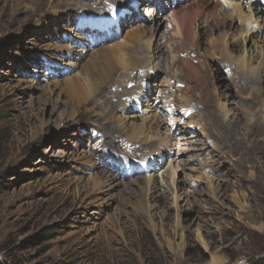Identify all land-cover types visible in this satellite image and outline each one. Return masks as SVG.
Masks as SVG:
<instances>
[{
  "label": "rangeland",
  "instance_id": "374dc122",
  "mask_svg": "<svg viewBox=\"0 0 264 264\" xmlns=\"http://www.w3.org/2000/svg\"><path fill=\"white\" fill-rule=\"evenodd\" d=\"M86 1L62 0L66 15L62 12L60 19L50 0H0V259L6 264H212L217 258L220 264H258L264 258V100L255 90L249 99L247 91L227 93L229 112L252 114L249 138L256 139L257 147L226 144L214 132H219L222 120L212 115L215 107L203 91V83L210 81L205 65L192 60L198 74L185 68L184 79L170 68V53L178 50V59L186 60L190 45L171 36L167 44L163 37L154 47L164 51V58L144 51L147 57L142 61L136 54V45H141L135 44L128 56L134 65L127 89L149 83L151 103L158 102L157 113L170 133V141L156 144L171 148L162 159L154 150L133 154L130 150L141 143L100 122L98 100L85 103L79 116L72 114L66 87L79 72L75 50L82 46L93 52L122 42L139 21L127 23L126 18L122 25L120 21L119 33L109 35L89 25L76 39L78 16L66 22L74 10L84 18L90 12L104 13L97 6L86 8ZM145 1L136 12L142 24L156 26L155 18H148ZM171 1L174 4L166 2L161 12L156 9L164 21L160 32L166 34L173 29L170 7L178 0ZM236 4L220 6L232 10ZM202 29H208L206 23ZM97 37L106 44L93 47ZM249 50L256 53L252 46ZM218 74L229 78L225 67ZM248 78L244 84L250 85ZM194 86L203 91V105ZM124 88L109 90L118 93ZM99 99L109 102L107 107L117 106L114 93H103ZM143 110L126 101L115 112L149 115ZM126 160L128 165L135 161L129 170ZM145 160H150L148 167ZM102 172L120 182L121 189L110 192L105 178L94 188V178H102ZM150 176L158 187L150 194L154 197H149L147 213L140 208L141 195L133 180Z\"/></svg>",
  "mask_w": 264,
  "mask_h": 264
},
{
  "label": "bare ground",
  "instance_id": "6f19581e",
  "mask_svg": "<svg viewBox=\"0 0 264 264\" xmlns=\"http://www.w3.org/2000/svg\"><path fill=\"white\" fill-rule=\"evenodd\" d=\"M215 1L185 0L184 2V0H178L175 8L170 7L171 18L169 21L172 23L173 29L167 34L165 32H160L159 24L162 26L164 21L156 16V9L161 12L164 8H167L166 2H168V4H174L171 0H146L143 2L149 20L155 18L156 26L155 24L145 25L141 23L142 20H140V15L138 16V12L136 11H138V5H140L142 0H87L86 3L83 4L86 8H88V6H97L98 12L103 10L104 13H97V11L90 12V15H86L85 18L84 13L80 10H74L70 15L71 20L67 19L66 22H72L76 15L78 16L80 21L75 24V32L73 31V36L76 39H81L79 36L80 34L77 32L86 31L90 26H95L97 29L102 30L104 35H109L111 32L108 30V27L110 25H115L119 33L121 28L120 20L123 18V12L130 13L133 11V15L128 16L125 22L129 23L134 20L136 21L138 18L140 22L138 21L137 25H134L133 30H128L126 32V36L123 38L122 42L94 48L92 49L93 52L90 51L89 47L83 48L82 46H80V50H75L73 59L76 60L75 66L79 69V72L78 75L74 76L73 79L69 81L66 87L69 98L73 102L72 114L79 116V111L85 103L90 104L91 101L98 100L97 106L101 108L100 113L96 116L98 120L108 126H114V128L125 135V139L129 138L130 141L141 143L139 147L135 146L130 150L132 153L138 154L147 150H154L162 159L164 152L171 147H166L163 143H156L159 141H170L169 129L166 128L167 122L157 113L156 108L158 102L154 101L151 103L152 99L149 97V83L139 87L138 90H136V88H132L131 90L127 89L128 82H131V76L128 77V75H130L129 70L134 65V62H131L128 56H130L135 44H140L141 46L136 45V54L142 56V61L146 60L145 58L147 57L144 51H146L147 54L152 53L154 58L158 57L161 60L164 58L165 54L159 46L154 47L156 41L164 37L165 43L169 44L171 41L170 36L171 38L177 37L178 40H184L186 44L190 46L185 48L186 60L180 61L178 59V50L170 53L172 57L170 68H175L179 78L182 77V79H184L185 76L187 77L184 72L185 68L194 76L198 74L197 67L191 63L192 60L197 62L200 60V62L202 61V64L205 65L210 81L208 84L203 83V91L207 92L209 105L215 107V111L211 114L216 119L221 118L222 120V124L219 123L220 125L217 126L219 132H214L222 139L226 140V144L228 142L235 146L250 143L252 147H257L256 139L249 138L252 132L250 131V126L255 121H253L252 114L240 109L229 112V109L227 110L225 105L227 102H224V100L225 97H227V93H230L232 90L238 92V94H241L243 91H247L246 93L249 92L247 97L244 95L248 99L252 97V90H255V93L257 92L264 100V14L262 11V9L264 10V0H261V4L257 2L253 4L262 9L249 6L247 11H245L244 5H241V3H233L236 4L235 8L232 10H225L222 6L230 8V5H233L232 2L224 5L218 0ZM106 2H108L109 5H106ZM97 3L98 5H96ZM219 3L222 6H220ZM61 4L62 0H50V8L53 9V11H57V15L60 16V19H62L64 14L66 15L64 6L61 7ZM109 6L112 7V9L110 8L111 11H106V8ZM92 10H94V8ZM62 12H64V14H62ZM114 13L119 15L114 16ZM146 17L147 15L145 18ZM64 19H66V16H64ZM241 21L242 24H240ZM203 23L207 24L208 29L206 31L202 29ZM249 46L254 47L256 53L251 52ZM240 49L241 51H239ZM81 51L84 56H82ZM88 52H91L90 55H87L89 54ZM174 54L176 55L175 58L173 57ZM220 67H225L226 71L229 73V78L218 76ZM151 73L152 72L147 70V77H150V75H152ZM122 77H127L128 81L122 83L120 79ZM151 77L154 78V76ZM246 77H249L248 79L251 81L250 85L244 84V79ZM118 83H122V85ZM114 86L121 88L126 86V88L116 93L109 90ZM193 90H200V103L203 105V91H201V87L194 86ZM106 92L115 94L116 100L118 101L116 104L117 106L111 103V105L107 107L109 102L99 99L100 95ZM126 101L130 103V105L143 106V112L149 113V115L139 116L127 115V113H124V116H122L117 114L115 109L119 108L120 105ZM111 117L114 119L111 120ZM239 120H241V123ZM162 129L166 131L162 133L160 131ZM205 131L206 129L204 127L201 132ZM151 138L152 140H150ZM229 138L233 141L229 140ZM151 143H155V146L153 147L150 145ZM182 149L184 150L185 148L183 147ZM170 153H172V151H170ZM91 156L90 154V157ZM241 165L244 167L243 164ZM172 173L174 176V168L172 169ZM172 173L170 175H172ZM100 175H103L102 178L99 175L94 178V188L100 187L101 179L104 178L105 184H108L110 187V192L114 191L116 188L121 189L123 186L106 172H102ZM187 177L192 176L189 175ZM133 183L138 186L140 191V208L142 211L148 213L150 209L149 197H152L150 194L158 187H156L158 183L154 182L152 176L133 180ZM212 264L220 263L217 258H214Z\"/></svg>",
  "mask_w": 264,
  "mask_h": 264
},
{
  "label": "trees",
  "instance_id": "16d2710c",
  "mask_svg": "<svg viewBox=\"0 0 264 264\" xmlns=\"http://www.w3.org/2000/svg\"><path fill=\"white\" fill-rule=\"evenodd\" d=\"M0 264H6V263L0 259ZM258 264H264V258L261 259Z\"/></svg>",
  "mask_w": 264,
  "mask_h": 264
},
{
  "label": "clouds",
  "instance_id": "9594fccd",
  "mask_svg": "<svg viewBox=\"0 0 264 264\" xmlns=\"http://www.w3.org/2000/svg\"><path fill=\"white\" fill-rule=\"evenodd\" d=\"M238 3V2H237ZM239 3H241V2H239ZM251 6V5H250Z\"/></svg>",
  "mask_w": 264,
  "mask_h": 264
}]
</instances>
